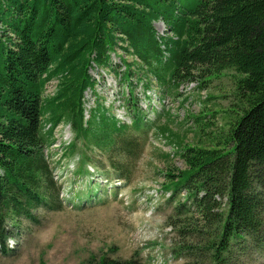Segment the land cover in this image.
<instances>
[{"label": "trees", "instance_id": "1", "mask_svg": "<svg viewBox=\"0 0 264 264\" xmlns=\"http://www.w3.org/2000/svg\"><path fill=\"white\" fill-rule=\"evenodd\" d=\"M157 21L164 35L157 34ZM117 48L134 59L120 58L121 72L112 67ZM94 66L112 68L128 86L131 76L143 78L145 89L151 76L165 93L189 82L204 88L223 71L236 72L229 109L235 116L226 131L209 136L204 126L210 123H199L196 143L178 152L184 168L165 177L168 201L182 190L187 194L189 204L179 203L176 213L194 211L203 223L189 232L200 239L203 228L210 233L205 247L187 244L181 253L206 250L209 264H230L240 240L258 248L264 239V0H0V251L12 229L34 220L35 209L63 208V186L45 153L62 122L72 137L61 153L76 157L74 177H87L92 165L130 180L144 144L132 132L144 135L150 126L132 87L130 124L100 103L85 117ZM53 80L56 90L45 96ZM171 219L181 236L187 234L181 228L187 219ZM92 264L142 263L134 255L102 256Z\"/></svg>", "mask_w": 264, "mask_h": 264}, {"label": "rangeland", "instance_id": "2", "mask_svg": "<svg viewBox=\"0 0 264 264\" xmlns=\"http://www.w3.org/2000/svg\"><path fill=\"white\" fill-rule=\"evenodd\" d=\"M153 26L158 35H164L161 21L154 22ZM120 58L134 60L117 48L111 53V60L113 69L119 72L124 68ZM113 69L94 66L89 70L96 85L84 92V114L88 117L92 108L100 103L119 122L130 124L131 111L126 97L132 87L150 127L144 135L132 132L144 144L131 165L134 170L130 180L115 188L119 181L100 174L92 165L87 177H74L76 157L64 158L61 153V148L72 137L70 126L62 122L54 131L55 143L45 148V153L54 168L55 178L63 186V208L58 211L37 208L33 211L34 220H23L19 228L12 229L17 243L11 249L0 251V264H92L102 256L124 260L134 255L142 264L210 263L206 250L188 254L178 250L187 244L205 247V238L210 234L203 228L205 233L200 239L198 233L189 232L190 226L200 230L203 226L194 211L176 213L178 204L186 201L185 191L168 201L166 195L160 198L156 190L159 187L172 190L165 174L170 169L175 174L176 170L184 168L178 152L182 145L196 143L199 123H210L204 126L209 136L226 131L235 116L229 109L234 103L236 72L225 70L204 88H199L197 82H189L181 84L176 92L165 93L151 76L147 89L143 86L144 79L137 82L135 76L130 77L132 86H128L119 81ZM56 85V80L51 81L45 96L52 95ZM197 117L204 118L197 123ZM171 216L173 221L187 219L181 227L188 229L187 234L178 233L179 228L169 221ZM262 241L257 248L248 239L240 240L231 250L230 264H264V239Z\"/></svg>", "mask_w": 264, "mask_h": 264}]
</instances>
